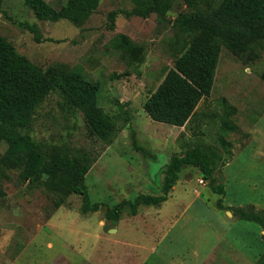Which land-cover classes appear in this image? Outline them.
<instances>
[{
	"label": "rangeland",
	"instance_id": "1",
	"mask_svg": "<svg viewBox=\"0 0 264 264\" xmlns=\"http://www.w3.org/2000/svg\"><path fill=\"white\" fill-rule=\"evenodd\" d=\"M46 1L56 8L63 2ZM197 1L200 7L216 2ZM132 7L131 0H100L77 26L39 20L23 0H0V35L43 69L62 62L98 82V103L119 126L110 144L89 135L82 113L53 91L37 108L29 133L43 153L66 148L90 156L85 185L91 202L112 207L140 193L160 194L170 158L194 146L222 154L214 174L224 194L213 192L198 168L184 166L159 205L140 206L135 215L124 210L112 221L105 207L81 214L75 194L54 207L42 184L22 180L15 165L0 166V264H254L264 254L261 226L225 211L252 206L264 213V41L247 62L221 46L212 90L190 120L182 127L156 122L142 106L188 37L175 21L190 9L177 0L164 21L155 13H118L109 28L110 11ZM19 22L37 24L41 42ZM118 33L142 45L136 61L113 47ZM227 111L236 130L222 146L218 132ZM9 160L2 141L0 163ZM219 199L225 210L217 208Z\"/></svg>",
	"mask_w": 264,
	"mask_h": 264
},
{
	"label": "trees",
	"instance_id": "2",
	"mask_svg": "<svg viewBox=\"0 0 264 264\" xmlns=\"http://www.w3.org/2000/svg\"><path fill=\"white\" fill-rule=\"evenodd\" d=\"M100 0H63L58 8L46 0H23L39 20L55 22L66 19L80 26L98 7ZM130 10H112L107 15L109 28L114 29L118 13L125 16L148 17L155 13L160 21L177 0H131ZM190 9L181 14L176 25L187 38L179 43L173 65L164 74L156 89L143 103V110L153 121L184 126L192 117L204 97L209 96L221 46L244 62L257 57L258 42L264 41V0H216L200 7L197 0H183ZM31 33L35 42H41L35 23L19 22ZM114 48L130 61H136L143 53L142 45L125 34L118 33L112 41ZM99 83L88 80L81 70L66 63L57 62L45 69L19 53L4 36L0 35V142L9 149L8 162L0 166L15 165L19 176L29 183H40L52 196L54 207H60L66 198L80 196L81 214L93 213L105 207L104 217L116 221L122 211L135 215L140 206L159 205L167 198L184 166H193L207 179L211 190L224 194V187L217 183L214 168L222 154L215 148L204 150L201 146L187 149L181 155H173L168 161L162 178L161 193H140L134 200H121L112 207L102 202H91L85 185L90 156L72 152L66 148L43 153L38 150L29 133L34 114L46 97L59 91L72 106L83 115L88 134L110 144L119 126L114 116L98 103ZM222 121L218 140L229 145L225 137L236 130L229 119V111ZM133 147L137 146L132 132ZM5 195L0 186V198ZM216 206L225 209L221 199ZM240 219L258 223L264 231V213L254 207H231ZM264 240V234H262ZM264 256L256 264H260Z\"/></svg>",
	"mask_w": 264,
	"mask_h": 264
},
{
	"label": "crops",
	"instance_id": "3",
	"mask_svg": "<svg viewBox=\"0 0 264 264\" xmlns=\"http://www.w3.org/2000/svg\"><path fill=\"white\" fill-rule=\"evenodd\" d=\"M172 188H173V187H172ZM228 206H229V205H228ZM224 210H225V209H224ZM225 211H227V214H228L230 217H235V216H236V215H233L232 213L229 214V211H228V210H225ZM236 217H237V216H236ZM263 232H264V231H263L262 228H261V230H260L261 236H262ZM263 255H264V254H263ZM260 257H262V255H261ZM260 257H258L256 260H254L253 263L256 264L257 260H258Z\"/></svg>",
	"mask_w": 264,
	"mask_h": 264
},
{
	"label": "built area",
	"instance_id": "4",
	"mask_svg": "<svg viewBox=\"0 0 264 264\" xmlns=\"http://www.w3.org/2000/svg\"><path fill=\"white\" fill-rule=\"evenodd\" d=\"M201 184H203L204 182H203V180L202 179H200V181H199Z\"/></svg>",
	"mask_w": 264,
	"mask_h": 264
}]
</instances>
